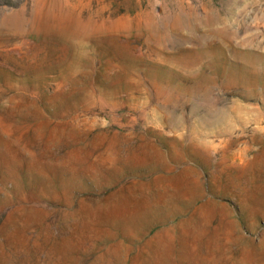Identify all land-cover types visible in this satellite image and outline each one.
<instances>
[{
	"label": "rangeland",
	"instance_id": "374dc122",
	"mask_svg": "<svg viewBox=\"0 0 264 264\" xmlns=\"http://www.w3.org/2000/svg\"><path fill=\"white\" fill-rule=\"evenodd\" d=\"M0 264H264V0H0Z\"/></svg>",
	"mask_w": 264,
	"mask_h": 264
}]
</instances>
